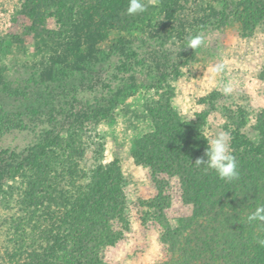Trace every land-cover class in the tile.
I'll return each mask as SVG.
<instances>
[{"label":"rangeland","instance_id":"374dc122","mask_svg":"<svg viewBox=\"0 0 264 264\" xmlns=\"http://www.w3.org/2000/svg\"><path fill=\"white\" fill-rule=\"evenodd\" d=\"M144 3L145 13L128 15V0H30L28 9L24 0H0V264L29 261L36 233L64 215L55 193L44 200L43 184L34 196L26 185L57 153L73 170L109 173L116 201H123L125 222L110 221L116 242L83 255L84 264H163L190 234L199 243L211 239L207 245L218 234L227 239V226L202 213L207 202L229 207L222 220L257 227L246 218L264 204V0ZM197 34L203 45L178 53ZM220 63L224 72L213 81L209 69ZM221 81L234 84L231 95L222 94ZM104 112L107 118H94ZM170 124L177 129L171 138L191 133L196 159L197 151L204 157L209 135L229 132L239 178L225 182L192 162L211 185L196 187H207L204 202H187L196 189L179 174L137 160L140 142ZM46 141L52 146L40 165L36 149ZM21 164L10 179L6 170ZM66 181L58 184L71 193ZM158 185L169 203L164 227L151 207ZM24 192L31 194L22 204L30 220L16 206ZM175 232L183 244L171 253L164 235Z\"/></svg>","mask_w":264,"mask_h":264},{"label":"trees","instance_id":"16d2710c","mask_svg":"<svg viewBox=\"0 0 264 264\" xmlns=\"http://www.w3.org/2000/svg\"><path fill=\"white\" fill-rule=\"evenodd\" d=\"M29 1L24 0L26 9H28ZM107 117L108 113L106 112L94 115L96 119ZM163 126L160 128L159 133L153 134L140 142L141 149L138 151L137 160L139 159V162L144 163L146 166H152L153 170L158 172L169 171L179 174L182 182L190 188L196 189V187H201L204 184L210 186L209 180L201 177V171L198 172L196 169L191 168L190 163L196 160V158L191 157V154L195 152L193 148L191 149L193 140L191 133L184 134L178 131L179 136L171 138L170 134L177 129L173 124H170L169 127H165L168 125ZM51 146L52 143L46 141L37 147L36 150L41 153L36 158L39 163ZM61 156L57 153L50 164L42 166L40 163V179L38 181L30 179L26 184L27 192L31 191V193L36 186L43 184L41 190L43 199L45 200L55 193L59 206L65 209V213L61 220L55 222V225H45V228L43 227L40 232L36 233L35 239L31 241L30 260H27L25 264H84L82 261L83 255L94 256L101 246L113 245L116 242L118 235L112 230L110 221L119 219L125 222L122 209L123 201H116L119 193L116 187L111 188L114 186L112 182L114 179L110 178L109 173L107 174L100 168H93L87 173L73 170L72 167H68L63 163ZM195 156L201 158L200 152L197 151ZM53 163L54 165H52ZM75 164L73 163V165ZM23 167L25 166L22 164L15 168L10 167L5 173L10 179H14ZM64 178L67 179V185L73 189L71 193L64 192L58 184ZM84 179L86 181L77 186L79 181ZM121 180L120 178V182ZM74 181L77 183L74 184ZM50 182L54 183L52 189L44 185V183ZM214 182L216 183V181ZM205 188L207 187H203L201 190H191L189 199L186 198L187 202H204L206 198L203 197ZM218 188L222 190L219 185H215L212 189L215 191ZM112 189L116 192L112 193L110 191ZM27 192L18 195L16 206L19 205V208L22 209L20 215L23 217L22 219L27 217L30 220V212L22 205L24 202L31 203V194L28 195ZM34 192L35 194L32 195H37L36 189ZM162 192L159 188L158 197L151 207L157 211L160 218L158 223L164 227L163 209L168 207L169 203L165 197L163 199ZM262 201L264 202L263 199ZM202 206V213H210L211 220L215 219L216 225L227 226L228 230L223 233L227 239H222V235L219 236L218 234V237L210 245H207L211 239H205L204 242L201 240L202 243H199V239L192 237L193 234H190L183 237L188 242L185 245L179 240V233H167L164 235V241L169 245L171 253L177 244H183L184 247L178 249V255H172V258L163 264H215L219 261H221L220 264H264V246L257 243L259 239H264V236H261L264 234V227L257 226L249 229L245 228L244 223L234 226L233 221L229 222L228 219H225V216H223V220L221 219L222 215L220 214L224 213L225 215V208L228 209L229 207L214 205V202H207L206 206ZM36 209H39V207H36ZM218 226L214 227L217 228ZM105 228L109 229V234H106ZM260 228L263 230L262 233L259 232ZM206 231L211 230L206 228ZM35 240L41 241V245Z\"/></svg>","mask_w":264,"mask_h":264},{"label":"clouds","instance_id":"9594fccd","mask_svg":"<svg viewBox=\"0 0 264 264\" xmlns=\"http://www.w3.org/2000/svg\"><path fill=\"white\" fill-rule=\"evenodd\" d=\"M153 4L156 0H151ZM147 11V5L144 0H128V7L126 13L128 15H140ZM204 43L202 34L189 37L187 40V47L180 48L178 53L186 48L197 49ZM224 72L223 63L216 64L209 69L210 79L216 81L218 77H221ZM220 91L223 95L229 96L234 91V84L231 81H221ZM230 133L227 131H221L218 135H209L207 140V149L204 153V157L197 158L194 165L200 168L202 171H212L219 179L225 182H232L239 178V170L237 160L234 154H232L229 145ZM246 222L250 225H257L264 227V204L258 205L254 211H252L246 218ZM257 243L260 246H264V239H259Z\"/></svg>","mask_w":264,"mask_h":264}]
</instances>
